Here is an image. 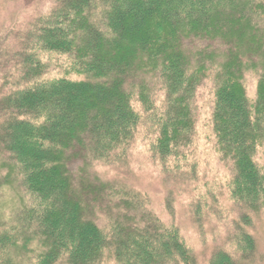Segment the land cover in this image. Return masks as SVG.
<instances>
[{"label":"trees","instance_id":"16d2710c","mask_svg":"<svg viewBox=\"0 0 264 264\" xmlns=\"http://www.w3.org/2000/svg\"><path fill=\"white\" fill-rule=\"evenodd\" d=\"M51 3L11 57L0 43V189L16 199L13 220L0 215V264H197L178 227L162 222L140 190L99 171L125 174L145 119L151 156L179 192L189 174L173 161L192 143L206 80L238 212L237 251L216 249L209 264L250 259L255 243L245 227L264 205L254 160L264 140V0ZM41 53L64 57L59 77L45 78ZM247 72L256 76L252 103Z\"/></svg>","mask_w":264,"mask_h":264},{"label":"rangeland","instance_id":"374dc122","mask_svg":"<svg viewBox=\"0 0 264 264\" xmlns=\"http://www.w3.org/2000/svg\"><path fill=\"white\" fill-rule=\"evenodd\" d=\"M51 4V0H0V43L1 48H5L1 51L11 50V54H8L11 57L29 22L37 14L46 12ZM39 57L41 61H46L45 78H57L61 75L58 72L65 63L63 56L41 53ZM244 80L248 101L252 103L256 94V76L247 72ZM195 100V134L192 143L180 159L173 161L178 164L177 170L189 174V180L184 182L186 186L181 187L179 192L170 191L174 181L170 179V182L167 171H163L160 163L151 156L149 143L153 139L154 130L145 119L139 125L127 165L123 168L127 178L123 172L111 166H101L99 172L108 179L125 181L124 183L140 190L147 197L145 203L162 222L178 227L180 236L194 255L196 263L209 264L216 249L223 248L231 253L237 251L234 250V243L238 212L228 195L231 171L216 151L211 129V80H206L199 87ZM256 150L254 160L264 174V140ZM173 162H168L167 166L173 167ZM168 193L171 195V210L165 208V196ZM15 201L10 187L0 189V215L6 221L13 220ZM245 230L253 237L255 248L251 258L240 264H264V205L259 212L252 214L251 223ZM238 254L235 255L236 258L239 257Z\"/></svg>","mask_w":264,"mask_h":264}]
</instances>
